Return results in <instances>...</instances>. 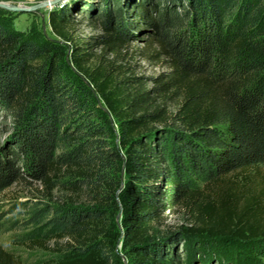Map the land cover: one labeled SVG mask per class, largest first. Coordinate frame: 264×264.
I'll return each mask as SVG.
<instances>
[{"label":"trees","instance_id":"obj_1","mask_svg":"<svg viewBox=\"0 0 264 264\" xmlns=\"http://www.w3.org/2000/svg\"><path fill=\"white\" fill-rule=\"evenodd\" d=\"M76 14L99 34L78 42ZM48 23L0 16V199L39 184L24 245L56 258L36 264H264V0H81ZM0 264L25 263L0 243Z\"/></svg>","mask_w":264,"mask_h":264},{"label":"rangeland","instance_id":"obj_2","mask_svg":"<svg viewBox=\"0 0 264 264\" xmlns=\"http://www.w3.org/2000/svg\"><path fill=\"white\" fill-rule=\"evenodd\" d=\"M45 1L48 0H0V3L29 8L38 6ZM73 1L77 3L81 0H68L53 8L40 7L37 8L36 12L18 13L0 8V16L4 18L12 30L21 32L25 36L34 39L42 36L52 37V31L48 23L50 12ZM6 11L8 12L7 15H5ZM82 17H84L83 14H76V19L74 20L73 33H75L74 37L78 42L99 34V31L92 27L87 20H83L84 18ZM140 45L137 44L136 47ZM67 46L68 51H70V46ZM138 64L141 67L138 73L145 76H154L165 70L146 61H139ZM27 179L28 181H33L30 177H27ZM39 188V184L37 183H34L32 187L28 186V188L15 185L7 190L0 199V215L2 216L0 222V243L6 250L19 257L25 264H36L44 260L56 258V255L46 250L29 249L24 245L26 243V239L24 238L37 237L38 229L36 226L30 224L28 218L30 212L35 208V201L39 200L37 191ZM44 202L47 203V200L44 199ZM80 204L85 205L86 202L83 200ZM180 219V216L177 214L170 215L166 218L165 224L175 226L180 223ZM262 261L264 262V259Z\"/></svg>","mask_w":264,"mask_h":264},{"label":"water","instance_id":"obj_3","mask_svg":"<svg viewBox=\"0 0 264 264\" xmlns=\"http://www.w3.org/2000/svg\"><path fill=\"white\" fill-rule=\"evenodd\" d=\"M66 1H68V0H48V1L41 3L38 6L29 7V8L23 7V6H15V5H9V4H5V3H0V8H3L5 10L11 11V12H18V13L36 12L37 8H40V7L53 8V7H56L57 5H59L61 3L66 2ZM124 262L126 264L125 258H124Z\"/></svg>","mask_w":264,"mask_h":264}]
</instances>
